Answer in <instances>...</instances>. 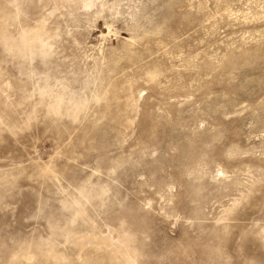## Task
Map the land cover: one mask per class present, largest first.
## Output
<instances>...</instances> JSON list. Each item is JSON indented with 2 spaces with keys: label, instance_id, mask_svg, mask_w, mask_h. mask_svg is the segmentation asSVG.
I'll use <instances>...</instances> for the list:
<instances>
[{
  "label": "rangeland",
  "instance_id": "374dc122",
  "mask_svg": "<svg viewBox=\"0 0 264 264\" xmlns=\"http://www.w3.org/2000/svg\"><path fill=\"white\" fill-rule=\"evenodd\" d=\"M0 264H264V0H0Z\"/></svg>",
  "mask_w": 264,
  "mask_h": 264
}]
</instances>
